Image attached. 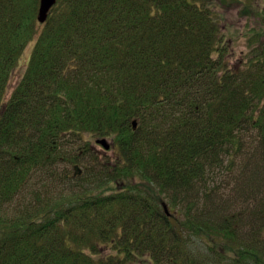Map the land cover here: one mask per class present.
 Segmentation results:
<instances>
[{
    "label": "trees",
    "instance_id": "trees-1",
    "mask_svg": "<svg viewBox=\"0 0 264 264\" xmlns=\"http://www.w3.org/2000/svg\"><path fill=\"white\" fill-rule=\"evenodd\" d=\"M232 5L257 22L240 65ZM40 6L0 0V264H264V0ZM252 129L254 204L228 214L209 178Z\"/></svg>",
    "mask_w": 264,
    "mask_h": 264
},
{
    "label": "rangeland",
    "instance_id": "rangeland-1",
    "mask_svg": "<svg viewBox=\"0 0 264 264\" xmlns=\"http://www.w3.org/2000/svg\"><path fill=\"white\" fill-rule=\"evenodd\" d=\"M230 7L231 8L229 9V12L226 13L225 17V24L229 28L227 31H225V33L229 37H232L230 65H240L249 54L250 46L255 45V43H251L249 35L247 34L249 33V29L256 27L257 22L254 19V15H252L251 18H249V16L242 15L240 12V9L242 8L239 9L233 5ZM34 44L35 42L30 43L23 53L20 64L16 69L12 83L10 85V93L17 85V82L21 78V74L25 71L26 64ZM86 140L89 141L88 136H86ZM108 142L110 143V149L108 150H105L104 147H102L100 144H97L95 139H92L91 145L94 150L98 151L100 155L115 158L116 149L114 147L113 141L108 139ZM261 148L260 135L257 130L252 129L245 136L242 150L233 156L231 160H229L231 162L226 161L221 167H215L213 172H211V177L209 178V190L211 192V198L214 199L216 204L218 203L220 205L221 203L223 205L222 210L225 211L226 207V213L237 214L243 213L244 211L246 212L249 208V202L250 207L252 208L254 203L253 201L249 200V196H247V193L249 194V192H242L240 183L242 181L241 177L243 174H245L244 168L247 163L253 164V162L261 159L263 155V152L260 153ZM112 162L115 161L113 160ZM71 170L73 171V168ZM249 171L246 173V175H248ZM165 203L168 205L167 199L165 200ZM173 210L175 211V209Z\"/></svg>",
    "mask_w": 264,
    "mask_h": 264
},
{
    "label": "water",
    "instance_id": "water-1",
    "mask_svg": "<svg viewBox=\"0 0 264 264\" xmlns=\"http://www.w3.org/2000/svg\"><path fill=\"white\" fill-rule=\"evenodd\" d=\"M57 0H41L40 13H39V21L40 23H44L48 17V13L52 9V7L56 4ZM134 129L137 128V121H133ZM98 144L102 145L106 150L110 149V143L107 139H100L97 141ZM82 169L79 165L75 166V175H81Z\"/></svg>",
    "mask_w": 264,
    "mask_h": 264
}]
</instances>
